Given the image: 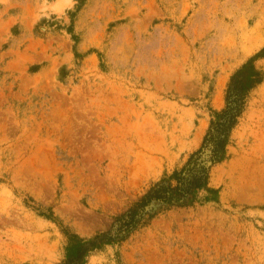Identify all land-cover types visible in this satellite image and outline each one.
Here are the masks:
<instances>
[{"label":"rangeland","instance_id":"1","mask_svg":"<svg viewBox=\"0 0 264 264\" xmlns=\"http://www.w3.org/2000/svg\"><path fill=\"white\" fill-rule=\"evenodd\" d=\"M243 109L205 188L97 241ZM88 241H95L88 245ZM264 264V0H0V264Z\"/></svg>","mask_w":264,"mask_h":264},{"label":"trees","instance_id":"2","mask_svg":"<svg viewBox=\"0 0 264 264\" xmlns=\"http://www.w3.org/2000/svg\"><path fill=\"white\" fill-rule=\"evenodd\" d=\"M238 71L240 69L230 77L224 105L204 132L198 148L167 178L154 182L137 196L114 218L109 230L99 238L95 236V240L123 239L150 217L149 211L153 203L167 207L184 205L196 190L206 187L210 168L223 158L231 131L243 109L245 93L253 83L258 82V79H253L248 84L243 83L237 79ZM94 243L95 241L87 242L88 245ZM85 252L86 247L80 246L56 264H83Z\"/></svg>","mask_w":264,"mask_h":264}]
</instances>
